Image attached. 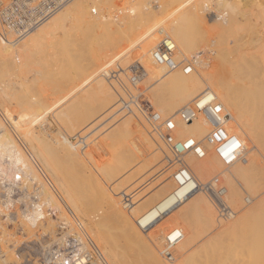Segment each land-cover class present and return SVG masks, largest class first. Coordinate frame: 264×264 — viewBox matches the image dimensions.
<instances>
[{
	"label": "bare ground",
	"instance_id": "1",
	"mask_svg": "<svg viewBox=\"0 0 264 264\" xmlns=\"http://www.w3.org/2000/svg\"><path fill=\"white\" fill-rule=\"evenodd\" d=\"M88 1L72 0L45 23L18 41L12 39V32L6 31L0 25V170L3 174L2 178L6 179L3 181L8 182L7 190L10 191L17 187L25 190L21 197L25 210L17 213L18 225L22 228L26 226L24 231L29 234L28 237L36 234L38 226L43 229L44 233L47 230L53 241L51 244L59 243L61 239L63 243L66 235L73 234L79 239L82 248L87 249L92 246L107 264H168L160 255L161 243L156 245L157 239H161L162 244L165 241V237L159 235L162 228L158 229L162 222L168 220L172 223L171 226L188 223L189 229L186 237L188 243L181 247L182 250L185 249V246L193 244L192 241L198 240L202 233L207 232L208 229L210 231L212 226L213 228L215 225L221 227V224L227 222L224 223L223 220L218 219V216L214 218L216 216L214 205L205 193L194 189L192 179L176 181L175 171L172 170L169 174L166 172L163 174L169 175V178L166 176L168 180L164 179V176V180L159 179L162 180L161 184L157 183L159 186L148 196L144 194L146 197L141 199L139 204L131 203L132 200L127 204L122 201L123 207L120 205V197H116L113 192L110 193L101 183L97 182L90 198L83 199V196L76 193L78 191H73L71 189L73 187L70 188L66 181L59 178L61 174L57 176L55 173L57 168L54 167V160L60 157L63 160H69V162L71 160L72 163L74 160V162L85 166H88L85 161L90 158L97 167L93 165L104 175L116 174L118 164H125L124 167H127L137 162L142 167H146L152 161L150 159H157L162 154L164 155L162 159L172 160L168 145L155 134L154 136L151 134L150 137L149 134H146L149 132L148 127L143 123L142 118L136 115L135 111L132 115H126L122 122L118 121L119 124L117 127L114 126V130L111 129L109 135H106L109 131L102 132L105 133L106 138L98 139V143L93 146L91 144L94 143V140L93 143L89 141L91 147L88 144L90 148L86 146V150L83 149L82 152H79L80 149L77 150L72 140L69 139L76 134L81 135L82 130L85 129L84 125L95 121L93 116L101 110L104 112L106 107H111L106 116L110 114L109 112L111 115L114 114V109L117 108L118 101L122 98V92L116 82L109 76L107 77L105 69H112L111 66L116 62L122 71L119 76L126 75L127 67L133 64L130 61L135 47L138 46L144 50L150 46L149 49H152L158 39L155 31L159 28L163 30L162 34H167L175 43L176 57L174 59L178 66L172 70L166 69L163 65L154 62L151 52L146 54L143 60L137 63L145 72L143 83L148 84L146 88L149 86L151 88L149 89L150 98L146 97L151 100L152 106L156 108L162 119L167 117L173 119L176 127L173 131L174 138L193 137L197 141H202L206 150L204 157L198 158L192 152H186L181 156V162L187 166L194 179L199 183H205L214 177H217L220 182L224 178V183H222L226 188L225 202L231 208L233 215L226 223L225 228L221 227L223 233H240L243 236L251 233L260 248L261 244L257 241L260 240L262 221L264 222V196L262 194V197L257 199L256 195H258L259 189L262 192L259 185L263 183L260 180L264 179L262 161L264 159V134L262 131L264 130L259 127L264 126L261 124L264 121H259L264 119V0H246V2H243L244 0H99L93 2L92 5L98 11L95 14L89 12ZM5 2L0 0V5ZM111 8L116 10V13L112 10L115 14L113 16H110ZM122 9L128 11L122 17L119 15L120 18H117V13L121 12L120 14H122L124 11ZM199 35L212 41L211 46L205 49L207 53L213 54V56L210 55L211 58L208 54L209 61H207L208 56L203 57L202 50L199 52V49H195V42L199 41H195V39ZM69 36L77 37L80 48L84 46L86 49L85 47L89 46L86 49L89 58L87 64L84 65V71L81 70L84 73H80L84 77L83 81L86 84L83 85L86 87L85 91L83 86H80L81 88L74 92L77 96L68 104L70 106L68 113L63 112L61 106H59L60 110L57 108L56 113L54 111L44 113L51 122H53L51 117L60 120L61 123L62 120H65V133L58 130V136L55 135L54 140H51L55 144H51L38 131L32 132L34 127L22 128V125L29 126L31 124L28 119L29 113L21 114L24 109L22 101V105L18 104L23 109H20L21 111L17 109L16 114L18 115L16 116L12 113V108L8 103H12L10 102L11 96L14 94L10 91L14 82L9 76L14 75L19 78L17 81H20L18 83L20 85L29 80L27 77L30 73L40 76L39 64L43 57L41 55L59 45H61L62 51H67L69 44L64 43L68 41ZM60 37H62V43L59 41ZM203 37H201L202 40ZM201 38L199 37L200 41ZM143 52L145 53V51ZM187 60L192 63L190 72L183 69ZM43 68L45 67L43 66ZM122 79L124 80V77ZM17 81L15 80V82ZM152 86L155 87L152 88ZM20 88L22 89V87ZM204 89L211 90L221 102L224 110L230 114L231 120L228 122L227 129L241 140V154L244 151V154L252 151V154H247L243 160L227 169V174H221L224 177L220 178L219 170L226 166L221 163L212 147L206 142L205 136L209 131L207 122L199 116L187 123L182 121L178 115L179 111ZM116 94L119 96L117 99ZM19 96L16 97L19 98ZM19 99L21 100V98ZM23 99L25 98L23 97ZM134 117L137 120H134ZM102 119L104 120L106 117L104 116ZM254 124L259 126L256 128ZM84 135L85 132L82 136ZM134 137L142 146L141 149L135 144ZM154 142L162 154L155 151L157 148H154ZM252 146L256 151L252 149ZM49 152L54 158L48 157L47 153L49 154ZM121 153H123L122 156ZM67 160L64 162H68ZM168 160L164 162H168ZM109 161L112 163L111 165H109ZM75 165L76 163L73 166ZM80 167L82 166H79V170ZM84 167L82 168L84 169ZM88 167V172L94 170H90L91 167ZM174 167L176 168V165ZM174 167L171 168L174 169ZM76 168L78 169L77 165ZM256 171L258 174H255ZM215 172H218L219 176L214 175ZM52 174L55 179L52 178ZM259 174L260 176H257ZM62 175L61 177H64ZM235 180L241 183L237 184L234 182ZM262 187L264 186L262 185ZM109 189L111 190V187ZM243 192L250 193L253 197L252 199L248 196L244 198L245 203H250L246 208H244L246 205L238 201ZM32 197L34 200L31 199ZM233 206L237 207L233 209ZM123 208L128 210H123ZM77 214L84 218L89 230ZM52 215H57L58 228L62 225V231L66 230L62 233V238L55 233L54 225L51 219L49 220ZM46 222L48 225L45 227L42 223ZM4 228V223L0 222L2 238L5 236L4 232L7 231ZM223 233L221 232L219 236H224ZM6 235L9 234L6 233ZM18 237L20 238V236ZM3 240L2 242H4ZM214 242L216 240L212 243ZM1 244L0 264H6L13 252L9 251L11 249L4 248V244L2 248ZM245 251L243 252L247 257ZM211 252L213 254L212 250ZM210 253L209 255L212 257ZM240 257L242 256L240 255ZM174 258L177 259L178 256ZM218 258L216 262L219 261ZM208 259L206 258V260ZM11 260L13 259L10 258ZM210 260L212 262L211 258ZM210 260L207 262L209 263ZM239 260L241 258H238ZM179 262L176 261L174 264ZM232 262L234 264L236 260ZM171 263L169 261V264ZM203 263L206 264V262Z\"/></svg>",
	"mask_w": 264,
	"mask_h": 264
},
{
	"label": "rangeland",
	"instance_id": "2",
	"mask_svg": "<svg viewBox=\"0 0 264 264\" xmlns=\"http://www.w3.org/2000/svg\"><path fill=\"white\" fill-rule=\"evenodd\" d=\"M5 1L7 2L9 0H4V2ZM88 2L90 4L88 3L87 4V7H88V10L90 12V7L93 5L94 0L93 1L92 0H89ZM243 2H246V0H244ZM1 5H3V3ZM115 8H113V9L111 8L110 9V16L115 15L114 14V13H116L115 12L116 11ZM112 10L114 11V13H113ZM122 10H124V9H122ZM96 11H97V9H96ZM127 11L128 10L125 9L124 11H122V14H120L121 12L117 13L118 14V17L117 18L122 17L124 14L127 13ZM111 12H112V15H111ZM91 14H94V13H91ZM119 15H121V16L119 17ZM155 32H156V37H158V39L156 40V42H157L159 40V38L161 37L160 35H162L163 30L157 28ZM157 34H160V35H157ZM0 37H1V35H0ZM62 37H60V40H59L61 43H62ZM199 37L201 38L203 36L202 35L197 36L196 39L197 38L198 39L197 40L195 39V41H198V40L200 41ZM13 38H14V36L12 37V39ZM203 40L201 38V41L200 42L199 41L197 43L195 42V44H196L195 49L196 50L199 49V52H200V50H202L203 51L202 55H203L204 58H206V56H208V54H209V56L210 55L213 56V54L207 53L206 50H205L207 47L211 46V42H212L211 39H206V37L204 36L203 37ZM64 44H67V45L69 44L67 46L69 48V49L67 48L68 49L67 51H62V47H61V45H59V46L56 47L57 49L56 48H54L53 50L52 49H49L50 51L47 50L49 52H47V51L44 52L43 54L45 56L43 54L41 55L43 57H41L42 60H41V63L39 64L40 65L39 67L41 69L40 76H39V74L30 73V75H28V77H27V79H29V80L26 81L25 83L21 84L22 86L20 84H18L20 82V81L19 82L17 81L19 78H16L14 75H12V76H14V78H11L12 77L11 75L9 76L10 79L14 82V83L12 82L13 83L12 88H11L12 90L10 91V92H12L14 94L13 96H11V101L10 102H12V103L11 104L8 103V105H10L11 108H12V113L16 116V115H18V114H16L18 112V110L21 111L20 109H23L24 108L23 111H21V114L23 115L25 113H29L28 119L31 122V124H29V126L22 125V128H25L26 129V128H33L34 127L32 129V132L34 130L38 131L44 138H46L49 142H51V144L54 143L51 140H54V138L56 137L55 135L58 136V130H60V131L62 130V133H65V120H62V123H61L60 120L54 119V118L51 117V120H53V122H51L44 113H49L51 111H54V113H56V111L58 109L60 110V107L59 106L62 107V111L63 112L68 113L69 112V109H70L69 108L70 106L68 104L71 103L76 98V96H77V95H75L74 92H76L82 86H83L82 87L83 89L86 87V85H83V84H86L85 81H83V78L84 77L80 73H82V74L84 73L82 71H84L83 70V69H85L84 68V65L87 64V60L89 58L88 57V50H86V49H88L89 46L86 45L87 46V47H85L86 49H84V46H82V48H80L79 47L80 44L78 43V39L75 36H71V37L69 36L68 37V41L67 42L65 41ZM153 44H154V42H153ZM197 44H199V45L202 44V45L199 46ZM149 48H150V46H147L146 48H144V50L143 49L141 50V48H138V46H136L135 49H134V54L132 55V58H131V61L130 62H133V63L141 62V60H143V58L146 56V54L147 55L150 54V52L153 49V48L152 49H149ZM83 49H84L85 52L83 51ZM196 50H195V52H198ZM143 51H145V53ZM52 52L53 53H56V54H53ZM205 52H206V54H205ZM47 55H48V57H47ZM51 55H52V57H51ZM174 55H175L174 56V58H175L176 57V50H175V54ZM209 56L207 58L208 60L207 59H205V60L209 61L210 58H211V56H210V58H209ZM175 61H176V59H175ZM121 65L125 67V65H123V64H121ZM43 66L45 68H43ZM46 69H47V71H46ZM54 72L56 73V75H55ZM60 72H62V73H60ZM32 76H33V79L34 80L32 79ZM15 80L17 82H15ZM154 85H156V84H154ZM15 86H16V89H15ZM142 86L145 88V92H144L145 97L147 96L148 98H150L149 97V89H151L150 86L146 88V86H148L147 83H142ZM20 87H22V89ZM24 87H25V89H24ZM154 87L155 86H152V88H154ZM19 90H20V92H19ZM21 90L22 91L24 90L25 92L23 93ZM26 91H27L28 94L26 93ZM84 91H85V89H84ZM17 92H19V93H17ZM32 93H33V95H32ZM18 95H20L19 98H21V100L16 97ZM23 97L25 99H23ZM118 97L119 96L117 95L116 96V99ZM82 100L85 101V99H82ZM86 100H87V98H86ZM148 100L151 102L150 99H148ZM21 101L23 102V105H24L23 108L22 107H19V104H18V103H20V105H22V102ZM59 102H61V103L59 104ZM42 104H43L44 107L41 106ZM151 104H152V102H151ZM16 107H18V108H16ZM116 107L118 108V106H116ZM107 108L108 107L105 108L106 109V112H105V109H104V112H101L103 110H101L100 112H98V113H101V114L96 113L93 116V117H95V118H93V120H95V121L91 122V124L84 125L85 126V129H84V126H83V129L84 130H82V132H81L82 134L81 135H83L84 132H85L84 138H86V135H87V141L88 142L90 141L91 143H93V140H94V143L93 144L89 143V145L91 144L93 146L94 144L98 143V139H100V138H103V139L106 138L107 137L106 135H109L110 134L111 129L114 130L115 129L114 126L117 127V125L119 124V122H122L123 119L126 118V116H123L121 118V114H118V115L112 114L111 115V112H109L110 114L107 115L108 116L107 117L106 114L109 111V109H111V107H109L108 109ZM117 108H115L114 110H116ZM153 108H154L155 111H157L155 107H153ZM96 115H97V117H96ZM99 115H101V116H99ZM136 115L138 116L139 114L136 112ZM51 116H52V114H51ZM104 116L106 117V119L103 120L102 118H104ZM100 117H101V119H100ZM138 117L139 118H142L141 115H139ZM96 118H98V119H96ZM99 120H101V121L99 122ZM134 120H137V119L134 117ZM142 121L146 125V127H148L147 130L149 132H147L146 134L147 135L149 134L148 135L149 137H150L151 134H153V136H154V133L151 131V127L143 120V118H142ZM259 121L262 122V121H264V119L259 120ZM258 122H256V123L258 124ZM102 124H103V126H101ZM261 124H264V123H261ZM254 125H255L256 128L259 126V125L257 126L256 124H254ZM259 127H261V129L264 130L263 129L264 128L263 125H261ZM90 128H91V131H89ZM261 129H259V130L261 131ZM102 132H105V133L108 132V134L104 135L105 133H102ZM262 134H264V131H262ZM57 138H59V137H57ZM69 139L72 140V138H70V137H69ZM134 139L136 140L137 138L134 137ZM175 139H178V138H175ZM100 140H102V139H100ZM137 141L138 140L135 141V144L138 146V148L141 149L142 146H140L139 145V141L138 142ZM91 145H90V147H91ZM88 147L89 146L87 145V148ZM154 148H157L156 142H154ZM254 148L255 147L252 146V149H254ZM144 150H146V149H144ZM158 150H159L158 148L155 149V151L160 154L161 151H158ZM79 152H82V150H79ZM244 153H245V151L243 152V154H241L242 157L240 158V160L238 159L237 161H235L231 165L226 166L225 167L226 169L224 167H223L224 169L221 168L219 170L220 176H219V173L218 172H215L216 174L214 173V175L219 176V178L220 177H224L223 175L227 174L226 173V171H228L227 169L231 168V166L233 164L235 165L236 163H238L241 160H243V157L245 158L247 156V154L248 155L250 153L252 154V151H250V153H248V152H246V154H244ZM122 154L123 153H121V156H122ZM47 155H48L49 158H54L52 156V153H50V152H49V154L47 153ZM163 156L164 155L162 154V156L159 157V158H157V159H153V158L150 159L152 161L146 167H142L137 162L134 163V164H131L130 166H127V167H124L125 164L124 165L118 164L117 165V168H116V170L118 169L116 171V174H111V175H104V174H102V172L99 169L96 168L97 165L94 162L92 163V160H90V158H88L89 160H86L85 159L86 160L85 161L86 162L85 163L86 165L89 166V163H91V166H89V167H91L90 170L94 169V170H92L93 173H92V171L91 172L89 171L90 174H88L89 173L88 172V169H87L88 166H85L83 164L85 166L84 167L83 165H80L76 161L74 162V160H73V163H72L71 160L69 162V160L64 159V160H67L68 161V162H64V160L61 157L60 158H56V160H54V163H55L54 167L57 168L56 171H55L56 175L58 176L59 174H61V175L64 174L62 176H64L65 178L64 177H61V175L59 176V178L60 179H63L64 181H66V184L68 186H70V188L73 187L74 189L71 188L73 191H75V190L78 191L76 193H78L80 196H83L84 197V198L83 197H81V198H83V199L90 198L91 197L90 195L94 191V188H95L97 182H99V183H101V185H103L104 187H106L107 190L110 193L113 192L116 197H118V198L120 197L119 198L120 199V205H121V207H123L121 202L124 200L125 196H128V198L130 199V201L132 200L131 203L132 202H135V203H138L139 204V202H140L141 199L143 200L146 196H148V194H150L151 192H153V190H156V188L161 184V181L162 180H159V179H163L164 177H165L164 179L169 178V175L168 174L170 173V170L174 171L176 169L174 166L177 165V164H175V165L174 164L168 165V163H170V161L168 159H166V158L162 159ZM169 156H170V154H169ZM259 156H260V158L263 159V157H261V155H259ZM171 157H172V155H171ZM165 160L166 161L168 160V162H164ZM262 161H263V164H264V159ZM111 162L113 163L112 160H111ZM74 163H76V165L78 166V169L76 168V165L73 166ZM112 163H110V161H109V165H111ZM93 164L96 165V167ZM79 166L84 167V169L82 167H80V170H79ZM171 167H174V169L171 168ZM81 168L83 169V171H81L82 170ZM58 169H60V170L57 171ZM77 170H79L83 174H81ZM165 172L168 173V174H166V176H168L167 178H166L165 175H163ZM221 172H223V173H221ZM256 173H257V171L255 172V174ZM92 174H94V175H92ZM221 174H223V175L221 176ZM253 174H254V172H253ZM257 176H260V174L257 175ZM160 177H162V178H160ZM255 177H256V175H255ZM52 178L55 179V176L53 177V174H52ZM156 179H158L157 180L158 182L155 181ZM263 180L264 179H261L260 182H263L264 183ZM67 182H69V183H67ZM155 182H156V184L157 183L158 184L160 183V184L159 185L157 184V186H156ZM222 182L224 183V178H223ZM234 182H237V184H240L241 183L240 181H237V180H235ZM260 182L258 180V183H260ZM263 183H260L261 186L259 185V187L262 188V192L263 193L261 192V189L258 188L260 192L258 191V195H256L257 193L255 194L257 199L261 198L262 197V194L264 196V191H263L264 190V187H262V185L264 186ZM71 184H73L74 186L71 185ZM109 187H111V190L109 189ZM149 188H150V190H149ZM78 194H76V195H78ZM250 195H251L250 193L247 194V192H243L242 195H241V197L238 198L239 199L238 201L240 203H243L244 205H246L244 208H246L250 204V203H245L244 202V198L246 196H248V197H250V199H252L253 197H252V195L251 196ZM140 196H141V198H140ZM250 201L252 202V200H250ZM134 206H135V204H134ZM136 206H137V204H136ZM233 207H234L233 209H235L237 206H233ZM123 210H126L127 211L128 209L123 208ZM215 212H216V209H215L214 213ZM215 215H214L215 216L214 218H217V214L216 213H215ZM56 216L57 215H52L49 218V220L51 219V222L54 225L55 233L58 234V232H59L58 221L59 220L57 219ZM79 217L84 222V224L86 225V227L88 228V225L86 224V221L84 220V218H82L81 216H79ZM218 219H219V217H218ZM220 220H222V219H220ZM226 221L228 222L229 219L228 220H225L223 222L225 223ZM226 223L223 224V225L221 224L220 226L221 227L224 226L223 228H225V226L227 225ZM42 224H43V226L45 225V227L48 225L47 222L46 223H42ZM167 224H168V226H167ZM171 224L172 223L170 221L168 222V220L167 221L165 220L164 223L162 222V225H160V227L158 228V229H161L162 228V230H160V232H159V235L164 236L166 238L167 234L170 233L172 230H177V233L180 232V236L181 237L176 241V244H175L174 250H173L174 255H175L174 257L177 258V256H178V258L177 259L174 258L175 260H172L174 262H176V261L179 262L180 261L178 264H180L181 262H183V264H187V262H188V264H197V263L198 264H202L203 262H206V264H207L208 263L207 261L210 260V258L212 259V262H214V263H212L211 260H210V262L208 264H215V263L216 264H233V262H232L233 260H234V262L236 260V262L234 264H237V262H239V261H240V263H238V264H242L243 262L245 264L246 263H248V264H261V263H264V222L263 221H262L263 227H262V231L260 233V240L257 241V242H260L259 244H261V247L260 248H259V245L254 241L255 239H254V235L253 234L247 233L245 236H243L240 233H233V232H231V233L230 232H228V233L225 232V234H224L223 231H222L223 228L215 225L214 228H213V226H212V228H210V231L208 229L207 232L202 233L203 235L201 234L199 236L198 240L196 239L197 241L196 240L195 241H192L191 243H193V244H191V245L188 244L189 246H185V249L183 248V250H185V251H183L181 249V247L184 246V245H187L185 243H188V240L186 241V237L188 236V229H189L188 223H185V224L184 223H178V224H176L174 226H171ZM4 227L7 230L6 233L9 234V235H6V233L4 232V235L5 236L4 235L3 236L5 237V239L3 240L4 237L2 238V235H1L3 232L0 233V237L4 241V242H2V240H0V244L2 242L1 247L4 244L5 245V246L3 245L4 248H8V250L11 249L9 251L13 252V254L11 253L12 254V257H10L13 260L10 261V258H9V260L7 259V263L6 264H40V257H41V254L43 252V249L46 246H48L49 244H51V242H53L52 239H51L50 234L47 233V230L44 233L43 232V229H41V227L38 226V231L36 232V234L34 236L28 237L29 234L28 233H25V231H24V229L26 228V226H24L23 228L22 227H19L18 228V227H15V226H7L6 224H4ZM218 229H221V230H218ZM88 230H89V228H88ZM64 231H66V230H63L62 233ZM75 231H76V229H75ZM221 232L223 233L222 235H224L226 238L224 236H221V237L219 236L221 234ZM216 233L218 234L219 237L217 236ZM229 234L231 235L230 237H229ZM239 234L241 235V237H240ZM12 235H17V236H13L12 237ZM210 235H212V236H210ZM18 236H20V238ZM215 237H216V239H215ZM250 237H252V238H250ZM6 238H8L7 239V242L5 241ZM213 239L216 240V242L217 241H219V242L217 244H216V242H214L216 244L215 245L214 243H212L214 241ZM217 239H219V240H217ZM223 240H224V242H223ZM160 241H161V239H157L156 245L158 243L159 244L161 243L160 246H163L164 241H163V244ZM183 241H186V242H183ZM210 242H211V244H209ZM202 243H203V245H201ZM219 243L221 244L222 247L220 246ZM213 245H214V247L216 246L215 249H214ZM235 245H237V246H235ZM245 245H247L249 247L246 246V248H245ZM211 246H212L213 249L211 248ZM158 247H159V245H158ZM202 247H203V249H202ZM211 250L213 251V254L214 255L212 254ZM224 251L226 252V254H225ZM243 251L246 252V254L248 255L247 256L248 258L246 257V255L244 254ZM248 251H249V253H248ZM218 252H219L220 255L217 254ZM238 252H240V253H238ZM209 253L212 254V257L214 256V258H212L209 255ZM215 255H217V256H215ZM240 255L242 257H240ZM185 256H186V259L188 258L187 259L188 261L185 259ZM208 257H209V259H208ZM218 257H220V258H218ZM231 257H233V258H231ZM243 257H245L246 259H244ZM203 258H204V261H203ZM206 258L208 260H206ZM217 258L219 259V261L216 262V259ZM238 258H241V260L238 261ZM254 258H256V259H254ZM178 259H179V261H178ZM197 260H198V262H197ZM230 260H232V261H230ZM247 260H248V262H246ZM172 261H170V263ZM200 261H203V262L199 263ZM166 262H168V264H169V260L168 261L166 260ZM174 262H172L171 264H174ZM218 262H220V263H218Z\"/></svg>",
	"mask_w": 264,
	"mask_h": 264
},
{
	"label": "built area",
	"instance_id": "3",
	"mask_svg": "<svg viewBox=\"0 0 264 264\" xmlns=\"http://www.w3.org/2000/svg\"><path fill=\"white\" fill-rule=\"evenodd\" d=\"M71 1L9 0L7 3L0 5V25L6 31L12 32L14 41L21 40ZM97 1L94 0V2ZM90 11L95 14L96 8L91 6ZM160 36L151 51L152 59L156 64L163 65L166 69H175L178 66L174 59L175 43L167 34ZM112 66L110 70L105 69L107 77L113 79L122 92V98L118 101V108L115 110L114 115L121 114L122 118L126 115H132L133 111L139 113L151 127V131L168 145L172 155V160L168 165L177 164L174 170L175 180L182 181L186 179L188 181L192 179L194 189L205 193L214 205L217 216L223 221L230 219L233 212L225 202L226 188L223 183L217 177L205 183H199L194 179L187 166L181 162V156L186 152H192L198 158L204 157L206 150L202 145V141H197L193 137L174 138L173 131L176 127L173 119L171 117L162 119L144 95L145 88L142 83L145 72L140 65L133 63L127 67L126 75L122 76L124 80L119 76L122 73L120 66L116 62ZM183 69L187 72L192 71V63L187 60ZM178 115L182 121L187 123L192 122L199 116L207 122L209 131L205 136L206 142L212 147L213 152L224 166H229L241 158L242 142L227 129L228 122L231 120L230 114L224 110L221 102L211 90L204 89L189 104L183 107ZM72 143L77 150H83L89 144L87 135L84 138V136L77 134L72 138ZM1 172L0 170V222L7 226L19 228L20 225H18L16 217L17 213L25 210L21 199L25 190L19 189L17 186V188H12L10 191L7 190L8 182L3 181L5 178H2L3 174ZM31 199L34 200L33 197ZM123 202L125 204L130 202L128 196H125ZM176 233L177 230H172L167 234L160 250V255L169 261L174 259V246L181 237L180 233H177L178 235ZM58 237L62 238V225L59 228ZM81 245L75 235H66L63 243L61 239L59 243H52L43 249L40 264H107L92 246L86 249L82 248Z\"/></svg>",
	"mask_w": 264,
	"mask_h": 264
},
{
	"label": "snow or ice",
	"instance_id": "4",
	"mask_svg": "<svg viewBox=\"0 0 264 264\" xmlns=\"http://www.w3.org/2000/svg\"><path fill=\"white\" fill-rule=\"evenodd\" d=\"M178 235V234H177Z\"/></svg>",
	"mask_w": 264,
	"mask_h": 264
}]
</instances>
